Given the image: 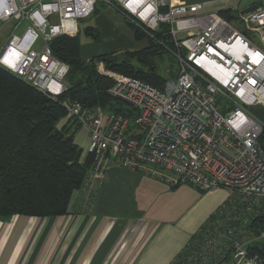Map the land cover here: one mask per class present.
<instances>
[{
	"label": "built area",
	"instance_id": "2783aa9c",
	"mask_svg": "<svg viewBox=\"0 0 264 264\" xmlns=\"http://www.w3.org/2000/svg\"><path fill=\"white\" fill-rule=\"evenodd\" d=\"M100 2L120 9L143 30L168 24L179 72L158 88L98 64L124 112L67 104L88 133L87 153L94 155L83 192L90 194L112 166L171 188L225 190L226 200L216 211L236 221L238 230L215 224L188 258L189 264L214 259L224 264L228 237H245L253 219L264 215V123L250 113L252 107L264 108V4L240 14L236 25L182 0H0V36H6L0 67L52 98L60 96L67 90L69 66L53 55L49 43L76 35L79 21L90 18ZM245 245L241 239L233 242L232 264H264V257L248 255Z\"/></svg>",
	"mask_w": 264,
	"mask_h": 264
},
{
	"label": "trees",
	"instance_id": "16d2710c",
	"mask_svg": "<svg viewBox=\"0 0 264 264\" xmlns=\"http://www.w3.org/2000/svg\"><path fill=\"white\" fill-rule=\"evenodd\" d=\"M98 4L93 15L101 11ZM116 11L124 17L136 40L145 41L146 46L84 60L79 32L52 39L49 46L53 55L69 66L65 77L67 90L58 97L52 98L0 67V219L61 217L70 214L77 205L82 211L94 202L96 186L88 195L83 192L94 155H84L77 143L82 128L66 106L80 103L89 109L123 114L124 105L109 94L112 80L99 72V63L107 70L141 79L158 88L177 78V47L170 26L161 23L156 30H143L120 9ZM222 17L232 21L231 17ZM84 33L99 41L100 34L94 28L86 27ZM165 56L169 57L167 76L160 73ZM260 143L264 150V133ZM224 219L219 211L212 214L171 264H189L188 258L215 224H221L224 230H238L236 221ZM253 222L251 228L259 236V230H264V215L254 218ZM240 239L239 235L228 237L224 244V263L231 261L233 242ZM247 249L248 255L263 258L264 238L251 242ZM219 261L214 259L211 264H220Z\"/></svg>",
	"mask_w": 264,
	"mask_h": 264
},
{
	"label": "crops",
	"instance_id": "0c3cea01",
	"mask_svg": "<svg viewBox=\"0 0 264 264\" xmlns=\"http://www.w3.org/2000/svg\"><path fill=\"white\" fill-rule=\"evenodd\" d=\"M182 1L202 4V12L231 17L236 25L245 10L264 4V0ZM77 27L81 34L79 23ZM90 27L100 38L115 32L137 41L124 17L112 9L95 14ZM90 37L85 35L81 45L84 60L97 56L93 54L97 43ZM83 134L77 135V143L86 155L88 133L87 138ZM96 188L86 210L77 205L61 217L0 219V264H171L225 199L218 190L202 193L187 185L173 189L119 166L107 169Z\"/></svg>",
	"mask_w": 264,
	"mask_h": 264
},
{
	"label": "rangeland",
	"instance_id": "374dc122",
	"mask_svg": "<svg viewBox=\"0 0 264 264\" xmlns=\"http://www.w3.org/2000/svg\"><path fill=\"white\" fill-rule=\"evenodd\" d=\"M98 5H99L101 11L107 10V8L102 7L101 3H99ZM94 16L95 15H92L88 19H85L83 21H79V27L82 30L81 31V36H80L81 37L82 46L85 45L84 44L85 43L84 42L85 41L84 30H85L86 27H90V25H92V20H93ZM24 29L25 28H21L20 30H18L16 32V34L18 36H22V34L24 32ZM5 33L8 34V30H6ZM5 37H6L5 34L3 36H0V50L5 44V41H6ZM114 37L115 38H120L119 41H115ZM90 38H92V37H90ZM122 39H123V42H121ZM93 43H97V45H96V47L94 49V52H93V54H96V55L104 54V53H107V52H113V51L125 52L127 50H137V49H141V48H143L145 46V42L144 41H138L137 40L136 42L133 43L132 41L126 40L124 38H121V35L117 34L115 32H112L108 36L102 34V36L100 38V41H98V42L93 41ZM40 45H41V42H38V44L36 45V48H38ZM168 60H169V57L165 56L164 62L160 66V73L162 75H164V76H167V68L169 67V64L167 63ZM250 113L264 123V121H263V119H264L263 118L264 108L252 107V108H250ZM81 128L82 129H80V131L78 133L79 136L84 133L86 135V138H87V133H86L87 131L83 127H81ZM218 191H221V192H223L225 194V199H224V201H225L226 197H227L226 191L223 190V189H220ZM205 193H208V192H205ZM253 229L254 228H251L250 231L248 232V234L245 237L241 238V241L246 243V245H245L246 249H247L248 245L251 242L255 241L256 239H262L260 237V233L264 232V230H259L260 231L259 236H256L254 234V232H253ZM232 260H233V258H232ZM232 260L229 263H224V264H232Z\"/></svg>",
	"mask_w": 264,
	"mask_h": 264
},
{
	"label": "water",
	"instance_id": "95a60500",
	"mask_svg": "<svg viewBox=\"0 0 264 264\" xmlns=\"http://www.w3.org/2000/svg\"><path fill=\"white\" fill-rule=\"evenodd\" d=\"M258 6H259V5H254V6L250 7V8H248L247 10H245V12H243V13H248V12H251V11H253V10L257 9V8H258Z\"/></svg>",
	"mask_w": 264,
	"mask_h": 264
}]
</instances>
